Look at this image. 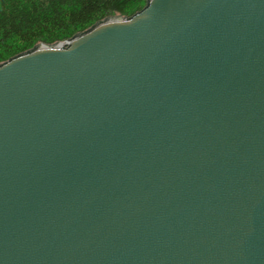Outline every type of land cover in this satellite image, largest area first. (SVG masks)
Wrapping results in <instances>:
<instances>
[{
	"label": "water",
	"instance_id": "water-1",
	"mask_svg": "<svg viewBox=\"0 0 264 264\" xmlns=\"http://www.w3.org/2000/svg\"><path fill=\"white\" fill-rule=\"evenodd\" d=\"M0 264H264V0H147L0 64Z\"/></svg>",
	"mask_w": 264,
	"mask_h": 264
},
{
	"label": "trees",
	"instance_id": "trees-1",
	"mask_svg": "<svg viewBox=\"0 0 264 264\" xmlns=\"http://www.w3.org/2000/svg\"><path fill=\"white\" fill-rule=\"evenodd\" d=\"M147 0H0V64L41 43L71 40L116 15L132 17Z\"/></svg>",
	"mask_w": 264,
	"mask_h": 264
}]
</instances>
